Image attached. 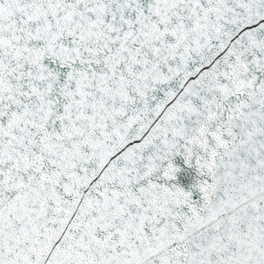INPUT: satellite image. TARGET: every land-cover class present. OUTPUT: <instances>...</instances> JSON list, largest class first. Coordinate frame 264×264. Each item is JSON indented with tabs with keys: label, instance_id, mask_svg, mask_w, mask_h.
Masks as SVG:
<instances>
[{
	"label": "snow or ice",
	"instance_id": "6c2138e0",
	"mask_svg": "<svg viewBox=\"0 0 264 264\" xmlns=\"http://www.w3.org/2000/svg\"><path fill=\"white\" fill-rule=\"evenodd\" d=\"M0 264H264V0H0Z\"/></svg>",
	"mask_w": 264,
	"mask_h": 264
}]
</instances>
